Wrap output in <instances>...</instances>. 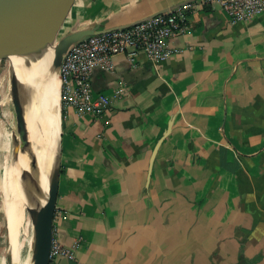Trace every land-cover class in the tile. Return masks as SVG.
Wrapping results in <instances>:
<instances>
[{
	"label": "crops",
	"instance_id": "1",
	"mask_svg": "<svg viewBox=\"0 0 264 264\" xmlns=\"http://www.w3.org/2000/svg\"><path fill=\"white\" fill-rule=\"evenodd\" d=\"M184 1L71 0L63 17L112 27ZM196 1L177 53L94 72V96L123 86L102 114L62 108L53 238L77 245L54 264H264V12Z\"/></svg>",
	"mask_w": 264,
	"mask_h": 264
},
{
	"label": "bare ground",
	"instance_id": "2",
	"mask_svg": "<svg viewBox=\"0 0 264 264\" xmlns=\"http://www.w3.org/2000/svg\"><path fill=\"white\" fill-rule=\"evenodd\" d=\"M57 48L58 43L51 35L35 45L33 51L24 46L14 48L13 63L19 75L23 101L28 105L27 117L39 151L35 154L26 138L18 141L10 134L13 145L6 149L7 153L10 152L11 161L5 179L3 205L12 264H29L31 250L34 254L37 248V227L43 214L50 160L58 147L60 131L58 81L53 75ZM2 167L0 152V180Z\"/></svg>",
	"mask_w": 264,
	"mask_h": 264
},
{
	"label": "built area",
	"instance_id": "3",
	"mask_svg": "<svg viewBox=\"0 0 264 264\" xmlns=\"http://www.w3.org/2000/svg\"><path fill=\"white\" fill-rule=\"evenodd\" d=\"M198 5L218 3L233 22L248 21L264 12V0H198ZM194 2L158 14L133 26L91 35L72 44L64 53L60 67L61 108L72 107L81 116H99L112 100L123 94L119 84L110 94L93 95L96 70L109 71L111 58L124 54L134 58L139 52L158 62L169 58L179 49L171 39L188 28L189 10ZM77 244L73 245L75 247ZM73 247L52 239L49 264L58 257L73 258Z\"/></svg>",
	"mask_w": 264,
	"mask_h": 264
},
{
	"label": "water",
	"instance_id": "4",
	"mask_svg": "<svg viewBox=\"0 0 264 264\" xmlns=\"http://www.w3.org/2000/svg\"><path fill=\"white\" fill-rule=\"evenodd\" d=\"M70 1L71 0H0V51L5 49H10L11 51L12 48L22 46L29 49V51H33L35 45L39 44L45 37L52 34L56 25L61 19H63V15ZM192 1L193 0H186L180 2L179 4L172 6L170 9L161 10L127 24L102 27L100 23H96L94 25L72 29L64 33L58 39V48L53 63V75L58 81L57 98L59 108H61V83L58 74L59 67L64 53L72 44L91 35L133 26L141 21L150 19L158 14L173 10L187 3H191ZM10 74V95L15 114L20 127L24 131L25 138L29 141L36 154V151H39V148H37V144H35L33 139V137L35 138V135L31 132L27 110L21 93L19 75L13 61L10 64ZM168 132L169 129L163 133L152 150L149 158L148 179L150 178V172L157 150ZM52 154L43 214L39 226L37 227V248L33 254L32 264H49V251L53 239V219L60 176V131L58 147ZM4 221L6 228L7 221Z\"/></svg>",
	"mask_w": 264,
	"mask_h": 264
},
{
	"label": "rangeland",
	"instance_id": "5",
	"mask_svg": "<svg viewBox=\"0 0 264 264\" xmlns=\"http://www.w3.org/2000/svg\"><path fill=\"white\" fill-rule=\"evenodd\" d=\"M65 18L61 19L53 30L51 37L54 42L58 43V39L67 31L73 29V25L65 26ZM14 48L5 49L0 51V152L3 159L2 167V180H0V264H12L11 262V253L8 249L9 240L5 228V207L3 205V191L5 185V179L8 175V166L10 164V157L7 153V148L10 146L12 148V136H15V139L22 141L25 138L24 131L20 127L13 103L10 95V64L13 61ZM25 104V103H24ZM26 110H28L27 103L25 104ZM63 111L60 108V120L62 118ZM11 136V137H10ZM7 146V147H6ZM9 149V148H8ZM12 152V150H11ZM33 234L35 228L33 229ZM33 262V254L31 250V255L29 258V264Z\"/></svg>",
	"mask_w": 264,
	"mask_h": 264
}]
</instances>
